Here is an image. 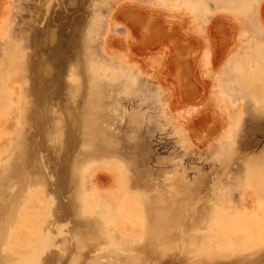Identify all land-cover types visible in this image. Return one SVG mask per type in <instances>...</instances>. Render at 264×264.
<instances>
[{
  "label": "rangeland",
  "instance_id": "rangeland-1",
  "mask_svg": "<svg viewBox=\"0 0 264 264\" xmlns=\"http://www.w3.org/2000/svg\"><path fill=\"white\" fill-rule=\"evenodd\" d=\"M0 264H264V0H0Z\"/></svg>",
  "mask_w": 264,
  "mask_h": 264
},
{
  "label": "bare ground",
  "instance_id": "bare-ground-1",
  "mask_svg": "<svg viewBox=\"0 0 264 264\" xmlns=\"http://www.w3.org/2000/svg\"><path fill=\"white\" fill-rule=\"evenodd\" d=\"M160 36H162V34L160 35ZM154 38V34H149L147 37H146V40L144 41V43H143V47H146L147 46V43H148V41H150V40H152Z\"/></svg>",
  "mask_w": 264,
  "mask_h": 264
}]
</instances>
